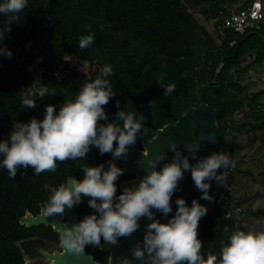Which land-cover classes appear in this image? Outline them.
<instances>
[{"label": "trees", "instance_id": "trees-1", "mask_svg": "<svg viewBox=\"0 0 264 264\" xmlns=\"http://www.w3.org/2000/svg\"><path fill=\"white\" fill-rule=\"evenodd\" d=\"M189 1L209 5L205 12L217 18L218 28L236 0ZM251 1L245 0L240 7ZM20 15L21 21L11 25L2 42L12 57L0 56V139L7 138L15 121L27 122L32 116L42 119L46 104L55 105L58 111L64 99L74 98L84 82L95 79L100 68L110 64L114 74L109 79L116 95L103 105L108 120L114 119L119 101L125 111H137L146 117L143 132L149 137L159 127L175 122L176 116L190 106L200 104L202 89L216 80L218 95L225 101L218 117V145L234 157L236 165L239 163L242 144L228 140L226 134L245 100L231 89L238 86L236 72L243 73L264 61L263 22L259 28L244 33L226 29L219 44L187 8L185 0H29ZM6 27L7 17L0 14V29ZM87 34H94L96 39L81 51L78 39ZM248 52L255 56L243 66ZM83 64H88V70L82 68ZM159 79L175 83L173 93L163 96V88L156 82ZM42 87L48 88L49 95L41 100L38 97ZM24 93L37 97L35 107H24ZM262 95L264 88L254 92L251 100L257 103ZM153 99L157 100V108L151 111L149 101ZM253 115V127L264 132V108L254 109ZM142 141V137L137 138L139 148H143ZM110 159V152L101 155L92 147L87 159L57 162L55 172L36 175L31 166L21 167L14 178H9L7 169H0V264H25L38 247L59 245V232L51 225L29 226L21 217L27 212H41L49 195L46 184L58 186L69 176L82 178L81 162L104 163L107 167ZM115 162L124 168L123 159ZM133 177L123 172L115 181L117 194L123 190L121 182ZM88 199L82 194L81 203L76 204L79 220L94 211ZM200 203L208 209L197 229L202 241V264H207L211 256L218 257L221 241L233 232L235 220L225 217L221 207L210 200L201 199ZM85 250L108 264V250L91 244Z\"/></svg>", "mask_w": 264, "mask_h": 264}, {"label": "clouds", "instance_id": "clouds-1", "mask_svg": "<svg viewBox=\"0 0 264 264\" xmlns=\"http://www.w3.org/2000/svg\"><path fill=\"white\" fill-rule=\"evenodd\" d=\"M28 3L29 0H0V14L7 17V27L0 29V56L12 57L11 50L2 43L4 35L13 23L21 21L20 14ZM95 39L94 34L81 35L79 49L83 51L90 47ZM113 74L112 66L105 64L95 79L81 85L74 98L64 99L58 111L55 105L46 104L42 119L32 116L27 122H13L7 138L0 139V169L6 168L8 177L14 178L18 168L31 166L33 173L39 175L44 171L55 172L57 162L87 159L92 147L101 155L110 152L113 159L107 161V167L104 163L89 165L81 162L82 178L69 176L58 186L45 185L49 192L44 202L45 215L63 216L66 207L81 203L82 194L89 197L87 204L94 209L71 226L66 222L59 229V240L64 248L79 256L85 252L86 245L100 246L102 239L116 245L121 237L130 236L140 227L139 221L143 217L149 222L145 225L142 241L136 242L131 249L132 257L144 264H202V241L197 229L200 218L208 211L207 206L195 198L189 206L178 196L175 214L167 222L156 219V212L168 216L173 211L170 198L187 170H190L196 188L201 190V199L211 200V182L225 184L236 161L226 150L196 159L200 140L214 141L215 134L211 132L186 144L187 154L182 153L173 141L169 144L173 153L170 162L163 163L157 170L168 152L149 158L139 183L124 187L117 194L115 181L125 169L115 161L125 159L129 147L135 145L138 137L144 136L146 117L137 111H125L116 101L115 117L108 120L103 105L116 95L109 79ZM156 82L163 88V96L175 90V83H166L162 79ZM46 95H49L48 88L42 87L38 98L42 100ZM35 98L34 94L24 93L22 104L35 107ZM149 106L154 111L157 100H150ZM142 155L147 157L148 153ZM190 156L195 163L190 164ZM260 203L257 200L254 209ZM120 264H132V260L124 256ZM207 264H264V230L231 232L226 241H221L218 257L211 256Z\"/></svg>", "mask_w": 264, "mask_h": 264}, {"label": "water", "instance_id": "water-1", "mask_svg": "<svg viewBox=\"0 0 264 264\" xmlns=\"http://www.w3.org/2000/svg\"><path fill=\"white\" fill-rule=\"evenodd\" d=\"M264 2V0H263ZM264 23V20H263ZM218 83L216 80L208 82L201 91V103L196 106H190L187 111L181 115L176 116L175 122H168L162 127L156 130L154 136L149 137L148 133L142 136L143 148H139L137 144L131 145L129 147V153L125 159H123V166L126 171L134 174L133 178L126 179L121 182V188L131 187L139 183L140 178L145 174L144 170L147 168L146 161L149 158H154L158 153L168 152V156L165 160L161 161L157 165V170L161 167L163 163L170 162L173 153L169 150L170 142H175L177 146L181 149L182 153L187 154L186 144L193 141V139H200L201 136L206 135L211 132L215 134V139L213 142L207 140H200V147L197 150L196 159L201 156H207L212 152L221 151L218 145V117L224 110L225 101L218 95ZM142 153H148L145 157ZM190 164L195 163V159L191 156L189 157ZM218 171H223V169H218ZM229 178V172L227 179ZM229 186L225 184H217L215 181L211 182V187L209 189V194L213 204L219 205L222 209L223 215L227 218H232L235 220L234 230L242 229V220L240 217L241 210L239 208L240 200L232 195L228 194ZM183 197L186 202L191 205V201L195 198L199 202L201 200V190H198L192 180L190 170L184 172L183 178L179 181L178 188L174 192L173 196L170 198L172 203L173 211L164 216L160 212H156V219L161 222H167V220L175 214L176 197ZM155 211V209H153ZM21 221L27 225H35L39 223H44L46 225H51L56 231L68 223L69 226L79 221V215L76 212V204L72 208L65 209L64 216L60 214L45 215L44 207L38 214H33L27 212L21 217ZM149 221L147 218H141L139 223L140 227L135 230L130 236L121 237L119 243L116 245L107 244L101 240V245L99 248L109 251V261L108 264H120V259L124 256H128L132 260V264H144V262L137 260L131 256V249L133 245L142 241L145 225ZM61 250L54 252L44 251L48 260L52 262L53 259L57 260L56 264H104L97 261L93 255L85 252L79 256L68 252L64 246L60 243Z\"/></svg>", "mask_w": 264, "mask_h": 264}, {"label": "rangeland", "instance_id": "rangeland-1", "mask_svg": "<svg viewBox=\"0 0 264 264\" xmlns=\"http://www.w3.org/2000/svg\"><path fill=\"white\" fill-rule=\"evenodd\" d=\"M244 1H235L233 7L241 5ZM185 4L212 33L216 42L221 44L222 33L216 26L217 18L210 17L205 12L209 5H193L189 0H185ZM254 56V52H248L243 66ZM76 61L78 62L77 59ZM82 68L88 70L89 66L83 64ZM235 75L238 86L232 87L231 90L245 100V105L235 112L226 134L228 140L235 139L242 144L239 163L229 171L226 181L229 186L228 194L240 200L238 206L241 210L242 229L264 230V132L253 127L256 122L253 110L264 108V95L257 103L251 100L254 92L264 88V61L253 64L243 73L236 72ZM257 200L261 203L254 209L253 205ZM61 249L60 244L49 245L48 249L38 247V252L28 255L29 264H51L44 251L54 252Z\"/></svg>", "mask_w": 264, "mask_h": 264}, {"label": "built area", "instance_id": "built-area-1", "mask_svg": "<svg viewBox=\"0 0 264 264\" xmlns=\"http://www.w3.org/2000/svg\"><path fill=\"white\" fill-rule=\"evenodd\" d=\"M263 20V0H252L243 7H230L228 12L223 15L222 23L219 25L218 29L222 34L229 28L244 33L248 29L259 28ZM25 264H29L28 258Z\"/></svg>", "mask_w": 264, "mask_h": 264}, {"label": "bare ground", "instance_id": "bare-ground-1", "mask_svg": "<svg viewBox=\"0 0 264 264\" xmlns=\"http://www.w3.org/2000/svg\"><path fill=\"white\" fill-rule=\"evenodd\" d=\"M57 263V260L56 259H53L51 264H56Z\"/></svg>", "mask_w": 264, "mask_h": 264}, {"label": "crops", "instance_id": "crops-1", "mask_svg": "<svg viewBox=\"0 0 264 264\" xmlns=\"http://www.w3.org/2000/svg\"><path fill=\"white\" fill-rule=\"evenodd\" d=\"M237 1V0H236ZM242 5V4H241ZM241 5H239V6H236L235 8H237V7H240ZM233 7V6H232Z\"/></svg>", "mask_w": 264, "mask_h": 264}, {"label": "flooded vegetation", "instance_id": "flooded-vegetation-1", "mask_svg": "<svg viewBox=\"0 0 264 264\" xmlns=\"http://www.w3.org/2000/svg\"><path fill=\"white\" fill-rule=\"evenodd\" d=\"M64 216V215H63Z\"/></svg>", "mask_w": 264, "mask_h": 264}]
</instances>
